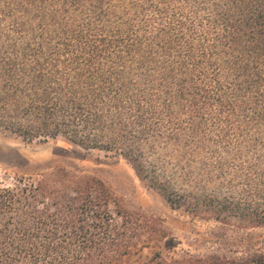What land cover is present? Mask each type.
Masks as SVG:
<instances>
[{"label": "trees", "instance_id": "16d2710c", "mask_svg": "<svg viewBox=\"0 0 264 264\" xmlns=\"http://www.w3.org/2000/svg\"><path fill=\"white\" fill-rule=\"evenodd\" d=\"M0 135L130 166L204 251L138 264H264V0H0ZM0 187V264H130L169 234L97 173Z\"/></svg>", "mask_w": 264, "mask_h": 264}, {"label": "rangeland", "instance_id": "374dc122", "mask_svg": "<svg viewBox=\"0 0 264 264\" xmlns=\"http://www.w3.org/2000/svg\"><path fill=\"white\" fill-rule=\"evenodd\" d=\"M68 164L97 173L129 209L163 222L169 236L132 256L130 264L145 262L155 253L166 256L173 251H204L210 247L200 239L208 233L206 226L191 224L182 212L172 211L157 193L135 177L124 161L95 151L85 152L61 139L46 144H26L0 135L1 188L12 187L21 178L36 181L45 167ZM252 233L264 245V229Z\"/></svg>", "mask_w": 264, "mask_h": 264}]
</instances>
